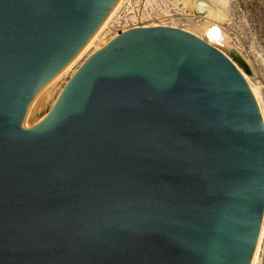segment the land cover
Masks as SVG:
<instances>
[{
    "label": "water",
    "instance_id": "95a60500",
    "mask_svg": "<svg viewBox=\"0 0 264 264\" xmlns=\"http://www.w3.org/2000/svg\"><path fill=\"white\" fill-rule=\"evenodd\" d=\"M119 2L0 0V264H250L264 122L211 44L120 32L27 128Z\"/></svg>",
    "mask_w": 264,
    "mask_h": 264
},
{
    "label": "bare ground",
    "instance_id": "6f19581e",
    "mask_svg": "<svg viewBox=\"0 0 264 264\" xmlns=\"http://www.w3.org/2000/svg\"><path fill=\"white\" fill-rule=\"evenodd\" d=\"M230 2H231L230 0H175V2L173 1L174 4L180 3L183 8L182 10H185L190 14L188 20H195L194 16H191L193 12L203 13L204 16L193 22H187L184 24L177 22L176 19L161 18L159 20L161 24H158V22L157 23L152 22L150 26H148L142 24L143 23L142 21H146V22L149 21L148 19L149 16L148 14L145 13L142 15L140 14L141 15L140 18H137L135 15V16H131L130 20L122 21V23L123 22L127 23L131 21L132 24H129L128 26L129 28L121 27L120 29L113 30L112 28L115 25L119 24L120 11L130 3V0H120L118 5L109 15V17L106 19V21L101 26L99 31L88 43V45L83 49V51L76 57V59L70 65H68L64 70H62L58 75H56L53 79H51L32 99L29 110L27 128L33 126L32 124H34L37 120L39 121L41 120L36 118L37 113L41 110L43 105L47 104L51 99H52V103L50 104V108L52 107L57 96L62 90L64 84L77 71V69L83 64V62L87 58H89L92 54H94L96 51L106 46L110 41H112L115 37H117L120 32L123 33L126 32L127 30L134 28H146V27H157V26L178 28L196 36L197 38L204 40L208 44H211L214 48H216L219 52H221L233 63L232 59H230L227 55L230 54V52L233 51V49H231L228 43L229 42L228 36L222 27L223 26L222 24L228 20V14L230 11ZM132 4H134V2ZM145 4L150 5L151 0H146ZM212 28H214V30H211ZM238 57L239 56L237 54V56H235V59L241 65L239 66L242 69H239L238 67L236 68L241 73L245 82L247 83L249 90L252 93V96L254 97V100L258 106V110L262 122H264V105H262L261 102V96L259 92L260 87H258L256 84L251 82V80L248 78V75H250L251 73L250 72L248 73L245 70V68H248L247 65L244 64V62L240 60V58ZM66 76H68L69 78L65 79ZM53 94H55L54 97ZM44 95L46 96V98L43 97ZM44 98L46 100L45 103L44 101H42L44 100ZM250 264H264V215H262L260 230Z\"/></svg>",
    "mask_w": 264,
    "mask_h": 264
},
{
    "label": "rangeland",
    "instance_id": "374dc122",
    "mask_svg": "<svg viewBox=\"0 0 264 264\" xmlns=\"http://www.w3.org/2000/svg\"><path fill=\"white\" fill-rule=\"evenodd\" d=\"M145 1L146 0H130V3L120 11L119 24L115 25L112 29L117 30L121 27L129 28V24H132L131 21L127 23H122V21L130 20V17L135 15L137 18H140L141 15L145 13L148 14L149 21H142V24L148 26H150L152 22L161 24L159 21L161 18L176 19L177 22L184 24L193 22L204 16L203 13L193 12L191 16H194L195 20H188L190 14L182 10L183 8L180 3L174 4L173 1L175 2V0H151L150 5H146ZM230 1L228 20L222 24V27L228 36V43L231 49H233V51L238 54L240 60L247 65L251 73L250 75L247 74L248 78L251 82L260 87L261 102L262 105H264V0ZM133 2L134 4H132ZM227 55L232 59L233 63H235V67L242 69L236 60L232 58L231 54ZM68 76H66L65 79H68ZM54 95L55 94H53V97ZM43 97L46 98L45 95ZM45 98L42 100L44 103L46 101ZM51 103L52 99L47 104L43 105L36 115L37 119H41L49 111ZM38 121L39 120L35 123Z\"/></svg>",
    "mask_w": 264,
    "mask_h": 264
}]
</instances>
